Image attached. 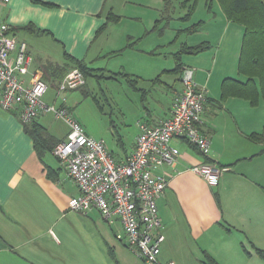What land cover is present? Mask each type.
Wrapping results in <instances>:
<instances>
[{
  "label": "crops",
  "instance_id": "obj_1",
  "mask_svg": "<svg viewBox=\"0 0 264 264\" xmlns=\"http://www.w3.org/2000/svg\"><path fill=\"white\" fill-rule=\"evenodd\" d=\"M40 1L0 0V21L12 27L17 38L27 44L29 52L31 37L46 35L61 44L63 52L86 60L99 36L126 20L129 22L116 34L111 45H105L107 48L99 45L96 52L117 55L118 50L127 45L131 50L139 46L149 49L155 55L153 52L160 53L166 46L165 41L162 43L149 35L145 37L142 30L151 31L157 17H168L165 14L167 0ZM212 1L205 0V4L209 3L211 7ZM109 11L117 14L119 19L107 23L102 31ZM221 13L219 19L224 26L215 41L216 46H210L212 52L208 50L201 56L187 57L189 65L182 63L194 69L196 82L206 86L207 100L200 128L211 141L210 154L204 157L194 146L174 138L170 144L179 150L176 162L156 170L167 179V185L157 199L165 237L159 264L170 261L178 264L188 256H202L204 260L205 252L217 264H249L259 260L255 248L264 250V144L247 138L251 132L264 127V112L250 110L248 101L243 102L242 98L220 97V84L224 78H243L235 76L241 41L236 66L230 63L217 66L220 46L234 39L239 30L243 34L241 25L238 24L240 28L232 26L233 22L227 20L222 9ZM27 24L45 32L21 29ZM199 28L195 33L201 31ZM207 34L195 41L186 38L180 46L214 43V34ZM202 55L210 56L211 62L204 64V58L200 59ZM45 59L41 58L42 61ZM37 65L39 68V61ZM154 74L149 77L136 75L146 83L159 82L161 79H155L157 75ZM163 84L157 97L153 96L157 92L155 86L142 88V99H147L149 107H145V115L140 120L155 125L170 115L173 97L181 87ZM55 89L53 87L50 94L48 90L43 101L62 105L56 98ZM58 99L60 103L56 104ZM64 104L72 112L67 98ZM49 115L41 113L36 121L56 142L65 139L66 122L50 115L61 122L62 129H55ZM135 137L129 151L112 153L117 160L130 155ZM204 160L230 167L215 187L189 170ZM77 194L75 183L52 152L47 154L46 151L39 156L16 114L0 108V264H146L125 246L119 221L106 222L95 208L87 212L70 208L69 202Z\"/></svg>",
  "mask_w": 264,
  "mask_h": 264
},
{
  "label": "built area",
  "instance_id": "obj_2",
  "mask_svg": "<svg viewBox=\"0 0 264 264\" xmlns=\"http://www.w3.org/2000/svg\"><path fill=\"white\" fill-rule=\"evenodd\" d=\"M33 62L27 44L17 38L9 24L0 21V108L15 113L22 124L33 122L41 113L66 122V138L51 152L78 190L69 202L70 208L80 212L95 208L106 222L119 221L125 246L146 264H159L165 237L157 199L167 179L156 170L176 162L179 150L170 144L174 138L209 156L211 141L200 128L206 88L194 80L193 68L183 66L181 89L173 97L170 115L155 125L140 120L132 152L126 159L117 160L103 140L87 134L64 104L67 91L85 84L83 73L76 67L65 73L55 89L56 98L62 102L57 106L43 101L50 85L38 67L30 71ZM229 169L207 160L189 167L211 187L217 186Z\"/></svg>",
  "mask_w": 264,
  "mask_h": 264
},
{
  "label": "rangeland",
  "instance_id": "obj_3",
  "mask_svg": "<svg viewBox=\"0 0 264 264\" xmlns=\"http://www.w3.org/2000/svg\"><path fill=\"white\" fill-rule=\"evenodd\" d=\"M182 1L167 0V12L165 14L168 17L165 19L159 16L155 20L151 31L142 30L143 32L145 31L143 33L145 37L149 35L151 38L160 40L162 43L166 42V46L162 47L160 53L156 54L153 52L155 54L153 55L150 52L151 50L140 46L136 50H131L125 45L118 50L119 54L117 55L114 52V54H99V52H96L97 47L99 45H104L103 47L111 45L115 40L116 34L129 21L126 20L123 23L113 25L99 36L89 51L86 60L84 59L89 66L101 71H94L96 75L86 76L83 90L79 88L65 93L67 104L70 106L71 114L74 118L82 125L88 135L95 139L103 140L114 155L123 152V150H130L132 141L138 133V122L145 115L143 110L146 106L149 107V102H146L147 99H142V88L155 86L157 89L154 90H157V92L155 91V94L153 92L154 95L151 94L157 97L160 94L159 90H163L164 88L163 82L175 84L177 88L181 87L179 80L180 72L170 71L175 67L176 59L174 54L181 49L180 42L186 38H190V41L203 39L208 33L209 35L214 34V43H207L210 46H216L215 41L219 39L224 26L220 23L219 15H222V13L217 0L212 1L211 7H209V3L205 4V0H198L194 11L188 19L183 18L187 12V8L182 5ZM148 12L151 14L150 11ZM214 13L217 14L213 16ZM198 19L202 20V26L199 28L200 32L195 33V31L188 32L185 30L186 26L188 27ZM232 26L240 28L235 23H232ZM159 37L161 38L158 39ZM235 39L236 42L234 41ZM241 39L242 33L239 30L234 39L220 46L221 48L217 56L218 67L227 66L228 63L233 66L235 64L236 66L238 63L236 59L238 43L240 46ZM130 41H133V39H130ZM29 45H31L29 46L30 54L34 59L33 64L30 66V71H33L38 66L37 63L41 58H47L59 63L65 61L62 45L55 42L49 36H33ZM208 50L212 52V47L199 53H182L181 62L189 65L186 62L187 57L201 56V54L206 53ZM202 58H204L202 61H206L204 64L211 62L210 56L206 57V55H202L200 59ZM197 65L199 64H195V66ZM156 71H160L156 74L157 76L160 75L161 80L159 82L146 83L137 77L138 74L149 77L156 73ZM110 75H113V77H109ZM236 75L241 77L238 72H236ZM197 84L199 83L197 82ZM199 85L202 86L201 84ZM52 89L53 87H50L48 94L52 92ZM243 100L245 99L242 98ZM59 101L58 99L55 103L58 104L60 103ZM248 108L255 110V112H264V99L261 98L256 106L249 104ZM50 115L49 117L52 119L54 116L52 115L53 117H51ZM52 122H54L55 129H62L60 120L52 119ZM47 154H49V151H47ZM202 260V256H188L187 259L178 264H203ZM249 264H264V259L259 256V260L249 262Z\"/></svg>",
  "mask_w": 264,
  "mask_h": 264
},
{
  "label": "trees",
  "instance_id": "obj_4",
  "mask_svg": "<svg viewBox=\"0 0 264 264\" xmlns=\"http://www.w3.org/2000/svg\"><path fill=\"white\" fill-rule=\"evenodd\" d=\"M41 2L40 0H33ZM198 0H183L182 5L187 8L184 19H188L194 11ZM227 20L237 23L243 27L240 53L238 57V73L242 79L226 77L220 85L221 99L227 97H239L247 100L251 106L258 105L261 98L264 99V0H217ZM51 4L48 2H42ZM106 23L100 30L106 27L109 22H115L119 16L112 11L106 15ZM202 21H197L185 28L188 32H194L201 26ZM21 29L32 33L45 32L37 29L32 24L22 26ZM99 30V31H100ZM210 45L202 42L197 45H182L174 56L176 59L175 67L170 71L180 72L182 70L181 55L182 53H199ZM65 62L59 63L50 59L39 60V69L42 71V77L48 82L50 87H56L65 73L73 67L78 68L84 75H96L94 71H101L87 64L84 59H77L64 51ZM99 76V75H98ZM101 76V75H100ZM109 77H113L110 75ZM158 75L155 79H159ZM86 83V82H85ZM85 85V84H84ZM83 86L80 87L82 89ZM83 90V89H82ZM24 130L32 138L34 147L39 156L46 151H52L53 146L57 143L54 138L47 132L45 127L36 120L29 124H23ZM247 138L253 142L264 144V127L260 131L251 132ZM264 150V148H263ZM209 161V160H207ZM244 247V246H243ZM257 254L264 259V250L255 248ZM203 264H217L216 260L208 253H204Z\"/></svg>",
  "mask_w": 264,
  "mask_h": 264
}]
</instances>
